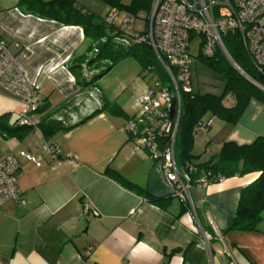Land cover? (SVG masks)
<instances>
[{
  "label": "crops",
  "instance_id": "0c3cea01",
  "mask_svg": "<svg viewBox=\"0 0 264 264\" xmlns=\"http://www.w3.org/2000/svg\"><path fill=\"white\" fill-rule=\"evenodd\" d=\"M73 1L85 7L82 0ZM16 2L0 0V38L38 86L34 118L76 125L47 137L38 127L21 138L0 136V158L12 155L18 161L17 187L24 201L0 206V264H264V212L254 230L232 227L240 191L259 173L204 187L192 184L187 202L170 195L154 161L134 148L125 129L147 87L138 66L125 60L110 93L82 89L68 69L87 51L81 27L22 13ZM128 88L132 98L119 105L118 90ZM103 99L113 109L104 107L78 123L103 107ZM224 101L229 106L234 100ZM21 108L0 92L3 122L14 124ZM258 136H264V103L252 99L235 124L215 119L207 131L195 130L193 163L208 161L224 142L249 144ZM46 145H55L57 153L46 152ZM108 169L150 196L167 197L164 206L126 189Z\"/></svg>",
  "mask_w": 264,
  "mask_h": 264
},
{
  "label": "built area",
  "instance_id": "2783aa9c",
  "mask_svg": "<svg viewBox=\"0 0 264 264\" xmlns=\"http://www.w3.org/2000/svg\"><path fill=\"white\" fill-rule=\"evenodd\" d=\"M132 16L114 8H107L104 21L118 24L124 38L148 44L161 64L167 83L153 79L137 98L136 113L128 119L125 129L130 134L136 150L145 152L170 189V194L189 201L190 177L181 173L175 161V141L179 122L180 93L192 91V54L197 44L199 53L211 56L220 50L226 54L222 36L237 32L242 44L258 70L264 72V0H152L146 26L137 30ZM192 48V50H191ZM0 92L19 101L22 108L16 125L37 127L34 118L39 109L38 86L30 82L10 53L4 39L0 38ZM177 108V113L173 111ZM173 111V112H172ZM212 117L197 122V130L207 131ZM48 153H57L55 145L45 146ZM19 164L12 155L0 158V206L7 201L20 200L17 187ZM210 184L205 177L194 186ZM88 205L84 204L87 212ZM92 214L98 213L92 210Z\"/></svg>",
  "mask_w": 264,
  "mask_h": 264
},
{
  "label": "trees",
  "instance_id": "16d2710c",
  "mask_svg": "<svg viewBox=\"0 0 264 264\" xmlns=\"http://www.w3.org/2000/svg\"><path fill=\"white\" fill-rule=\"evenodd\" d=\"M103 1L109 8L124 11L134 18L139 10L148 13L152 0H131L129 4L123 3L122 0ZM16 7L22 13L54 20L63 25L81 27L88 41L87 54L75 56L68 69L82 89L92 88L98 94L97 81L116 63L128 58L138 62L142 78L156 74L155 79L159 78L164 84L167 83L164 71L160 74L155 70L156 57L148 44L130 41L129 45H124L118 42L125 37L118 24H107L104 17L88 12L73 0H17ZM222 43L232 63L220 50H216L211 56L199 53L196 57L207 68L220 75L223 81L221 92L201 94L192 90L180 93L175 161L182 169L180 172L186 173L193 184L202 177L210 183H216L221 179L258 172L259 176L240 191L232 224L233 228L254 230L264 212V136H258L249 144L224 142L219 152L212 155L208 161L198 164L192 160L191 149L197 122L212 117L235 124L250 100L264 103V72H258L254 66L240 35L229 31L222 36ZM226 97L233 98L232 105L226 106ZM102 101L103 107L94 109L78 123L86 121L110 105L104 99ZM173 111L177 113V108ZM3 118L5 115L0 119L2 138H21L34 129L33 126L16 125V121L12 125L7 124L3 122ZM74 125L76 124L65 127L53 121L47 124L39 122L37 127L47 137L60 130L66 131ZM106 174L126 189L142 195L153 205L163 207L168 199L150 196L143 188L127 181L115 171L108 169Z\"/></svg>",
  "mask_w": 264,
  "mask_h": 264
},
{
  "label": "rangeland",
  "instance_id": "374dc122",
  "mask_svg": "<svg viewBox=\"0 0 264 264\" xmlns=\"http://www.w3.org/2000/svg\"><path fill=\"white\" fill-rule=\"evenodd\" d=\"M83 5L85 6L84 9H86L88 12L93 13L94 15H98L100 17H103V14L105 13V7L106 4L103 0H82ZM123 3L129 4L131 0H122ZM147 11L139 10L137 12V16L133 18L132 24L135 29L137 30H143V28L146 26V18L148 17ZM146 20V21H145ZM147 27V26H146ZM192 50V48H191ZM193 56L195 57V62L192 66V90L196 93H211V94H219L223 87V81L221 80V77L216 72L212 71L211 69L207 68L205 65L202 64L200 60H198L196 57L199 54V50L196 46H194L192 51ZM125 60H129V64L132 66H138V69L140 70V66L137 61L133 59H123L122 61H119L113 66V71H111L108 75H104V83L101 81H97L96 87H99L103 92L110 93L112 89L115 88L118 77L120 76L119 70H122L125 64H128L125 62ZM155 70L157 73L163 74V68L161 64L155 59ZM156 75V74H155ZM148 75L146 78L139 77L140 81L145 82V84L148 86L151 84L153 79L156 77ZM145 80V81H144ZM148 83V84H147ZM118 93H120V102L118 104H124L126 101V98L128 96L131 97V94L133 91L128 88L127 90H118ZM132 98V97H131ZM109 110L113 109L112 105H109L107 107ZM215 120V119H214Z\"/></svg>",
  "mask_w": 264,
  "mask_h": 264
}]
</instances>
